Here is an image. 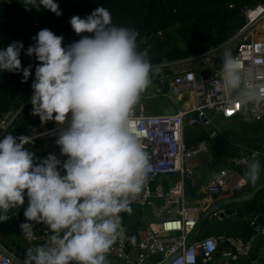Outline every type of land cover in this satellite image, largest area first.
I'll list each match as a JSON object with an SVG mask.
<instances>
[{"label":"clouds","instance_id":"clouds-1","mask_svg":"<svg viewBox=\"0 0 264 264\" xmlns=\"http://www.w3.org/2000/svg\"><path fill=\"white\" fill-rule=\"evenodd\" d=\"M21 6L61 15L56 0H21ZM69 24L76 35H91L62 46L63 36L42 29L25 53L37 61L31 115L42 124L63 125L67 119L68 127L55 141L67 159L61 162L49 154L35 163L34 153L25 147L30 137L7 134L0 139V223L27 198L22 238H36L32 222L44 224L50 233L43 245L27 250L23 264H107L120 214L131 212L151 171L132 119L153 73L148 51L138 49L139 33L114 26L103 7L84 18L73 16ZM23 47L14 41L0 48V72H22L26 83L32 66L21 69ZM221 47L217 78L211 80L214 91L229 106L264 107V62L245 65L231 48ZM258 155L245 159L241 184L260 180Z\"/></svg>","mask_w":264,"mask_h":264},{"label":"built area","instance_id":"built-area-1","mask_svg":"<svg viewBox=\"0 0 264 264\" xmlns=\"http://www.w3.org/2000/svg\"><path fill=\"white\" fill-rule=\"evenodd\" d=\"M245 20L243 29L225 46H235L234 55L240 57L245 65L250 61L264 62V34L261 37L251 34L258 26H264V5L247 9ZM223 50V47L211 49L199 57L167 65L171 72L166 77L170 78L168 97L173 98L177 104L184 101L183 108L168 114L149 113L144 106V96L134 107V131L146 146L151 171L142 192L130 204L131 212L120 214L119 234L106 254L107 264H211L220 243L226 244L228 248L224 256L226 264L238 263L249 256L254 239L264 236L263 214L259 216L261 222L258 217L250 219L254 234L247 241L232 236L196 237L201 215L206 212L207 201L228 189L231 176L235 175L241 180L246 170V158L251 159L258 153L256 158L260 160L264 172L262 150H249L227 159V167L212 168L207 176L204 174L199 177L188 165L208 154L209 145L205 141L195 145L185 144L186 128L209 131L213 119L230 120L235 117H243L264 127V107L242 110L239 105L229 106L214 91L211 80L217 78L214 73L219 69L215 60ZM213 58L212 64H209ZM192 64L196 66L191 67ZM173 65L180 66V70L175 72L171 67ZM17 115L6 116L0 121V136ZM67 127L68 122L57 125L49 121L45 124L43 132L35 138L44 136L47 148L34 155L35 163L49 154L56 155L61 162L67 159L60 155V149L55 143L59 133ZM188 186L197 188L196 194L202 198L199 206L190 205L186 201ZM223 213L224 210L219 209L212 214V218L220 220L219 215ZM32 223L36 234L34 240L23 239L21 229L18 231L19 240L24 243V257L17 260L15 250L4 247L2 250L6 255L0 251V264H23L28 249L45 243L49 230L44 224Z\"/></svg>","mask_w":264,"mask_h":264},{"label":"trees","instance_id":"trees-1","mask_svg":"<svg viewBox=\"0 0 264 264\" xmlns=\"http://www.w3.org/2000/svg\"><path fill=\"white\" fill-rule=\"evenodd\" d=\"M60 16L43 8L25 11L21 0H0V48H7L12 42H22L21 69L31 65V74L26 83L16 72H0V121L7 115H18L0 136H28L38 124L32 118L30 98L37 61L25 55L34 44L33 37L42 29H49L57 36H63L62 46L78 41L83 35H76L69 24L73 16L81 18L90 15L98 7L107 9L114 26L135 29L139 35V50L148 51L152 67H163L162 73H152V83L158 85L161 97L168 93L167 76L171 74L167 65L199 57L211 49L230 42L245 26V11L263 6L264 0H56ZM160 34V36H158ZM233 55L235 46L230 47ZM222 55V54H221ZM220 55V56H221ZM218 56L215 60L220 65ZM155 114H161L156 110ZM209 143V134L196 128H186L184 142L195 145ZM221 166H220V165ZM213 166L227 167L225 162L214 159ZM219 168V167H218ZM264 184V172L256 185L246 184L234 192V197L250 196ZM194 194V192L192 191ZM253 215L264 214V189L252 201ZM254 232L250 223H245L237 237L249 240Z\"/></svg>","mask_w":264,"mask_h":264},{"label":"crops","instance_id":"crops-1","mask_svg":"<svg viewBox=\"0 0 264 264\" xmlns=\"http://www.w3.org/2000/svg\"><path fill=\"white\" fill-rule=\"evenodd\" d=\"M183 104L184 101L177 104L178 109L183 108ZM7 117H11V115H7ZM222 121H225L227 126L226 128H224ZM46 123L38 124L39 127L36 129L34 128L35 130L32 129L28 134V137L31 138L32 142L28 145H25V147L28 149V151L34 153V155H38L44 152L47 148V141H45L44 136L35 138L38 134H41L43 132ZM65 123H67V120ZM207 133L209 134L210 141L208 143L209 153L197 158L196 160L191 161L188 164L195 170L199 177L204 174H206V176L210 174L212 168H215V166H213V161L216 158L226 163L227 159L235 157L240 153L249 150L264 151V127L257 123L250 122L243 117H235L230 120L218 119V122L216 124H213V126L209 131H207ZM240 181L239 177L235 175L231 176L228 189L219 196L212 197L211 200L207 201L206 212L201 215L196 237L200 239L208 237H237V235L242 232L245 223L249 222L250 219L254 217V215L252 214L243 220L226 222L213 219L212 214L207 216V214L212 211L214 207L219 206V209H223L222 207L224 201L230 198H235L234 192L238 189H243L246 186V184H241ZM238 183L239 185L237 186ZM196 190L197 188L193 189L192 187L188 186L186 201L190 205L199 206L202 198L196 194ZM192 191L194 192V194L192 193ZM26 207L27 198H25V204L23 206L18 209L10 210V219L8 221L0 223V248H11V250H15L16 255L19 254L17 252V249H21V251H23L24 247V243H21V241L19 240L18 231L20 225L27 222L23 215ZM205 215L206 218L203 219ZM227 252V245L224 243H220L217 253L214 255L211 264H226L227 259L224 256ZM239 262L240 264L264 263V236H257L254 239L249 256L247 258L241 259V261Z\"/></svg>","mask_w":264,"mask_h":264},{"label":"water","instance_id":"water-1","mask_svg":"<svg viewBox=\"0 0 264 264\" xmlns=\"http://www.w3.org/2000/svg\"><path fill=\"white\" fill-rule=\"evenodd\" d=\"M217 122H218V119H213L212 121L213 124H216ZM262 189H264V184L260 185L257 189H255V191L250 196H243V197L233 198V199L230 198L224 201L223 207L221 206L224 210V213L219 215V219L222 221L231 222V221L243 220L249 217L250 215H252L254 211V205L252 201L255 198L256 194ZM217 210H219V206L214 207V209L210 211L207 214V216L215 213ZM205 218H206V215L204 216L203 219ZM258 221L261 222L260 217H258ZM0 251L4 255H6V253H4L2 248H0ZM17 252L19 254L16 255V259L17 260L22 259L24 257V251H21V249H17ZM18 264H21V263H18ZM227 264H231V263H227ZM237 264H240V262H238Z\"/></svg>","mask_w":264,"mask_h":264},{"label":"rangeland","instance_id":"rangeland-1","mask_svg":"<svg viewBox=\"0 0 264 264\" xmlns=\"http://www.w3.org/2000/svg\"><path fill=\"white\" fill-rule=\"evenodd\" d=\"M261 28H263L262 25L258 26V28L254 29L251 32V34L254 35V37L263 36L264 31ZM232 45H234V43H232ZM195 66H196L195 64L191 65V67H195ZM171 67H173L175 72L180 70V66H174L173 65ZM152 68H153V72H156V73H162L163 69H164L163 67H152ZM169 79L170 78H167V80H169ZM159 92H160V89L158 88V85L152 83L149 86V88L147 89V91L142 95L145 98L144 106H145V108H147L149 113H154L155 111H153V110H156L159 113L168 114V113L174 112L175 109L176 110L178 109V105L176 104V102L173 98H169L168 94L161 97V94ZM32 118L35 119L36 116L32 115ZM37 118H38L37 120H39V124H41L39 117H37ZM222 123L224 125V128H226L227 126H226L225 121H222ZM220 166H217V167H220ZM201 226H202V224H201Z\"/></svg>","mask_w":264,"mask_h":264},{"label":"bare ground","instance_id":"bare-ground-1","mask_svg":"<svg viewBox=\"0 0 264 264\" xmlns=\"http://www.w3.org/2000/svg\"><path fill=\"white\" fill-rule=\"evenodd\" d=\"M263 28H261L264 31V26H262Z\"/></svg>","mask_w":264,"mask_h":264}]
</instances>
